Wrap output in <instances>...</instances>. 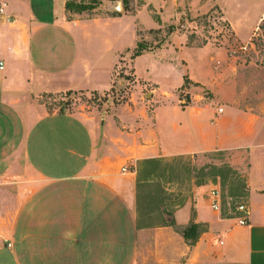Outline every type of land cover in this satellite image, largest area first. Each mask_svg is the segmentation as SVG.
<instances>
[{"label": "crops", "instance_id": "obj_1", "mask_svg": "<svg viewBox=\"0 0 264 264\" xmlns=\"http://www.w3.org/2000/svg\"><path fill=\"white\" fill-rule=\"evenodd\" d=\"M68 1L0 0V264H264V96L243 91L239 57L173 33L163 48L131 58L125 102L62 112L52 101L68 92L115 95L140 33L167 23L146 8L72 18ZM177 40L199 60H183L173 82L162 57ZM217 153L231 154L245 181L248 226L222 203L213 210L210 183L193 187L167 223L139 229L146 162ZM171 221L204 231L193 243Z\"/></svg>", "mask_w": 264, "mask_h": 264}, {"label": "rangeland", "instance_id": "obj_2", "mask_svg": "<svg viewBox=\"0 0 264 264\" xmlns=\"http://www.w3.org/2000/svg\"><path fill=\"white\" fill-rule=\"evenodd\" d=\"M81 1L77 0L78 4L82 3ZM100 1L101 5L94 10L81 14L69 12V16L88 18L105 15V10H112L113 13L107 11L110 15L121 11L128 16H135L138 11L146 8L153 18L160 20L163 16L167 18V23L160 30L141 32L138 44H145L150 50H156L163 48L173 33H180L188 36L189 45L193 48H224L239 57L240 73L244 80L243 91H246V95L253 99L264 96V0ZM169 8L172 10L170 15L167 14ZM227 13L237 32H241L244 41L239 39L231 27ZM144 19L145 15L142 13L141 20L145 21ZM179 42L180 40L175 41L176 45L162 57L164 66L171 70L169 77L173 82L186 68L183 60L192 64L199 60L195 51H187V46H178ZM127 58V61L122 62L125 65H122L120 70L124 84L117 85L116 94L112 95L111 99L107 97L99 100L93 96L86 98L81 95L68 98L65 95L52 101V107H57L62 112L80 107L97 108L100 112H105L125 102L135 85L133 77L130 76L132 59L130 55ZM179 96L185 100L188 97L182 92ZM233 161L231 154L217 153L200 159L177 158L169 164L144 165L139 174V229H149L154 225L167 223L166 217L172 216L171 212L183 205L193 187L210 183L218 186L222 196V209L231 215L238 205L246 202L247 194L245 181L235 169V165H232ZM237 164L244 165V161H238Z\"/></svg>", "mask_w": 264, "mask_h": 264}, {"label": "trees", "instance_id": "obj_3", "mask_svg": "<svg viewBox=\"0 0 264 264\" xmlns=\"http://www.w3.org/2000/svg\"><path fill=\"white\" fill-rule=\"evenodd\" d=\"M82 3L78 4L77 0H69L66 4V10L67 12H75L77 14H81L85 11H90L96 9L98 6L101 5L100 0H82ZM150 49L145 44H138L135 52L132 55V59H135L136 57L141 56L144 52L149 51ZM189 80L185 78V85H188ZM66 96L69 98L73 96L72 92H68ZM96 99V97H94ZM152 163H159L156 160L148 161L144 165L152 164ZM169 225L172 226L177 233L181 234L183 238L186 240H191L193 243H195L199 237V235L204 231L199 225L192 224L190 227L186 229H180L177 228L174 221L169 222Z\"/></svg>", "mask_w": 264, "mask_h": 264}, {"label": "built area", "instance_id": "obj_4", "mask_svg": "<svg viewBox=\"0 0 264 264\" xmlns=\"http://www.w3.org/2000/svg\"><path fill=\"white\" fill-rule=\"evenodd\" d=\"M5 3L0 4V16H3L5 13ZM0 68L3 69V64H0ZM223 110H219L221 113ZM209 198L211 199V206L214 211L219 212L221 211V203H222V196L218 189L214 188L209 193ZM237 212L239 213V217H237V222L240 226H248L249 216H250V209L247 204L242 203L238 205L236 208ZM2 237V233L0 231V238ZM10 246V245H8Z\"/></svg>", "mask_w": 264, "mask_h": 264}]
</instances>
